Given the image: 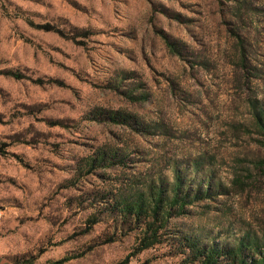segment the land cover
<instances>
[{
	"label": "rangeland",
	"instance_id": "rangeland-1",
	"mask_svg": "<svg viewBox=\"0 0 264 264\" xmlns=\"http://www.w3.org/2000/svg\"><path fill=\"white\" fill-rule=\"evenodd\" d=\"M261 111L264 0H0V264H197L189 239L264 238ZM176 169L209 196L142 251L125 205Z\"/></svg>",
	"mask_w": 264,
	"mask_h": 264
},
{
	"label": "trees",
	"instance_id": "trees-1",
	"mask_svg": "<svg viewBox=\"0 0 264 264\" xmlns=\"http://www.w3.org/2000/svg\"><path fill=\"white\" fill-rule=\"evenodd\" d=\"M256 120L264 144V111L256 116ZM161 190L150 198L140 194L139 197L127 202L123 211L125 216L143 220V236L140 239L142 251L160 242V232L169 224L174 214H185L186 208L197 202L200 196H209L210 185L199 188L193 197V191L183 179L182 171L176 169L171 191H166L163 187ZM176 207V211L172 212ZM188 243L192 252L190 261L197 264H264V238L257 235L249 234L242 237L235 247L220 244L201 246L195 239H189ZM72 259L66 257L49 264H66Z\"/></svg>",
	"mask_w": 264,
	"mask_h": 264
}]
</instances>
